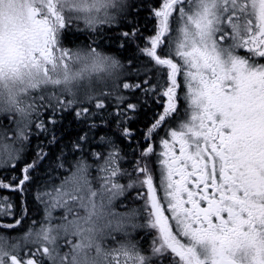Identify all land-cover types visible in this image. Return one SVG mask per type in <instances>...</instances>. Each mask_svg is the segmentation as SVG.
I'll return each mask as SVG.
<instances>
[{
    "label": "snow or ice",
    "instance_id": "6c2138e0",
    "mask_svg": "<svg viewBox=\"0 0 264 264\" xmlns=\"http://www.w3.org/2000/svg\"><path fill=\"white\" fill-rule=\"evenodd\" d=\"M8 230L0 264H264V0H0Z\"/></svg>",
    "mask_w": 264,
    "mask_h": 264
},
{
    "label": "trees",
    "instance_id": "16d2710c",
    "mask_svg": "<svg viewBox=\"0 0 264 264\" xmlns=\"http://www.w3.org/2000/svg\"><path fill=\"white\" fill-rule=\"evenodd\" d=\"M107 47V45H106ZM106 54H109V55H115V51H106ZM119 58V57H118ZM64 125L67 127V131L64 133V139L67 140L69 137L75 135V132H76V124L73 122V123H69L68 120H65L64 121Z\"/></svg>",
    "mask_w": 264,
    "mask_h": 264
},
{
    "label": "flooded vegetation",
    "instance_id": "af4514ba",
    "mask_svg": "<svg viewBox=\"0 0 264 264\" xmlns=\"http://www.w3.org/2000/svg\"><path fill=\"white\" fill-rule=\"evenodd\" d=\"M0 234H10V235L16 236V235H22L23 232L22 231H12V230H8L7 233L0 232Z\"/></svg>",
    "mask_w": 264,
    "mask_h": 264
}]
</instances>
